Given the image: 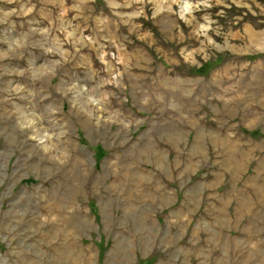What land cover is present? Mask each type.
I'll return each instance as SVG.
<instances>
[{"label": "rangeland", "instance_id": "1", "mask_svg": "<svg viewBox=\"0 0 264 264\" xmlns=\"http://www.w3.org/2000/svg\"><path fill=\"white\" fill-rule=\"evenodd\" d=\"M0 264H264V0H0Z\"/></svg>", "mask_w": 264, "mask_h": 264}, {"label": "clouds", "instance_id": "2", "mask_svg": "<svg viewBox=\"0 0 264 264\" xmlns=\"http://www.w3.org/2000/svg\"><path fill=\"white\" fill-rule=\"evenodd\" d=\"M173 2H175V0H173ZM112 7L119 8V7H121V5H119V4H115V5H112ZM124 7H131V5H130V4H126V5H124ZM171 7H172V4H168L167 6H164V5H161V4H157V5H156V10H157V12H159V11H165V10H167V11H171ZM199 7H200V5H192V4L185 3V4L180 8V11H179L178 15H179V17H180L181 19H184V16H185L186 13L191 14V12H192L193 10H195V9H197V8H199ZM203 7L207 8V7H209V5H208L207 3H205V4L203 5ZM29 11H31V9H29ZM10 14H11V13H6V15H10ZM141 14H142V9H141V11L134 12L132 15H134V16H139V15H141ZM204 19H205V21H207V20H208V17L205 16ZM207 31H208L207 25H201L200 28H199V30H198V34H199V35H205ZM69 35H71V33H69ZM208 43L211 44L212 41L209 39V40H208ZM201 51H202V49H201ZM193 55H194V53L189 52V53L185 56V55L183 54V51H181V56H182L184 59H191Z\"/></svg>", "mask_w": 264, "mask_h": 264}, {"label": "trees", "instance_id": "3", "mask_svg": "<svg viewBox=\"0 0 264 264\" xmlns=\"http://www.w3.org/2000/svg\"><path fill=\"white\" fill-rule=\"evenodd\" d=\"M31 182V181H30Z\"/></svg>", "mask_w": 264, "mask_h": 264}]
</instances>
